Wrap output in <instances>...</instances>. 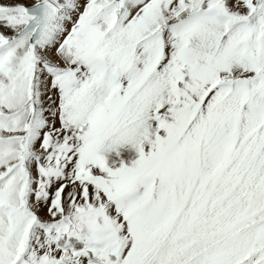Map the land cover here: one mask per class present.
Here are the masks:
<instances>
[{
    "label": "snow or ice",
    "instance_id": "1",
    "mask_svg": "<svg viewBox=\"0 0 264 264\" xmlns=\"http://www.w3.org/2000/svg\"><path fill=\"white\" fill-rule=\"evenodd\" d=\"M0 264H264V0H0Z\"/></svg>",
    "mask_w": 264,
    "mask_h": 264
}]
</instances>
